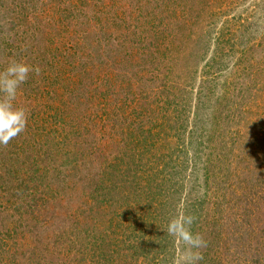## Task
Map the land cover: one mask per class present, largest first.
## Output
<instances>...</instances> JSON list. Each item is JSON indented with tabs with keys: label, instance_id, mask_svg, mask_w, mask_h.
I'll return each instance as SVG.
<instances>
[{
	"label": "rangeland",
	"instance_id": "1",
	"mask_svg": "<svg viewBox=\"0 0 264 264\" xmlns=\"http://www.w3.org/2000/svg\"><path fill=\"white\" fill-rule=\"evenodd\" d=\"M12 59L40 72L13 101L25 131L0 145V264L102 262L109 243L66 207L91 212L119 170L160 182L162 228L201 203L200 264H264V0H0V70ZM138 137L165 144L159 159Z\"/></svg>",
	"mask_w": 264,
	"mask_h": 264
},
{
	"label": "trees",
	"instance_id": "2",
	"mask_svg": "<svg viewBox=\"0 0 264 264\" xmlns=\"http://www.w3.org/2000/svg\"><path fill=\"white\" fill-rule=\"evenodd\" d=\"M161 16L164 18V15ZM163 24V22L158 24H150L149 22L148 30L151 35L144 36V38L147 39L152 35L158 37L163 31ZM169 33L171 37L162 39L166 41L162 44L157 43L155 45L156 49L163 47L166 43L169 44V42L173 43L175 41L173 30L170 29ZM79 47L80 43L78 42L75 46L76 53L80 51ZM88 56L90 55L88 54ZM205 97L206 95H204ZM194 121L198 120L194 119ZM132 143L134 146L140 145L144 148L143 151L147 152V162L159 159L165 146L164 143L157 140H146L144 137L135 138ZM202 148L201 146L199 149ZM207 152L197 153L204 160V164L208 163ZM211 160H216V157L212 156ZM126 173L125 171L123 174L119 170L117 172L118 179L112 180L106 177L94 185V191H97V193H94V204L90 206L91 212L88 214H85L84 205H76L72 201L68 202L66 207V226L68 225L71 230L73 228L76 230L78 225L83 223L84 228L90 232V238L93 237V240H98L96 234L99 232L103 240L109 243L110 250L106 253L107 255L102 253L103 258L100 259L102 262L90 264H101L103 262H106L105 264H136L138 261L141 262L137 264H161L164 257L167 258L169 252L173 249L172 246L170 249L167 244L171 240L169 235L161 226L157 225V223L166 219V212L163 210L166 206V200L161 192L160 182L151 178H137L131 172L125 176ZM115 176L113 174V178ZM257 185L261 187L262 196H264V184L257 183ZM203 191L205 197L209 196V189ZM104 194L112 197L103 196ZM204 194L202 195L204 196ZM115 199H121L122 201L117 202ZM191 203L194 216L200 218L199 211H203V206H200L201 203L198 200ZM253 209L247 204L245 211H247V218L256 221V218H251L254 217L252 213H249ZM88 217L90 218L88 219L89 225L85 224V218ZM106 217L108 220H106ZM198 223V221H195L194 225ZM33 225L36 226V224ZM193 231L196 230L193 229ZM95 243L93 241V244Z\"/></svg>",
	"mask_w": 264,
	"mask_h": 264
},
{
	"label": "clouds",
	"instance_id": "3",
	"mask_svg": "<svg viewBox=\"0 0 264 264\" xmlns=\"http://www.w3.org/2000/svg\"><path fill=\"white\" fill-rule=\"evenodd\" d=\"M39 67L30 65L24 60L12 59L0 70V145H6L23 133L27 126V113L23 108L14 106L18 90L31 74L38 75ZM196 217L185 212L169 219L162 228L182 247L176 258V264H200L203 259L202 248L206 241L200 233L192 231Z\"/></svg>",
	"mask_w": 264,
	"mask_h": 264
}]
</instances>
